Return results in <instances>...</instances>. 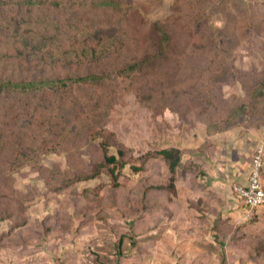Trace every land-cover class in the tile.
<instances>
[{
  "label": "rangeland",
  "instance_id": "rangeland-1",
  "mask_svg": "<svg viewBox=\"0 0 264 264\" xmlns=\"http://www.w3.org/2000/svg\"><path fill=\"white\" fill-rule=\"evenodd\" d=\"M16 1L4 0L2 8L10 12L7 15L16 9ZM88 1L38 0L34 14L45 23L56 19L61 23L72 18L86 20L91 17V12L97 11L96 8H84ZM172 1L131 0V6L146 20L154 21L170 15ZM197 1H182L186 12L193 13L192 5ZM202 1H210L205 21L207 27L215 28V32L218 30L221 35L217 39L222 41L215 42L211 36L210 41L207 35L208 48L204 52L189 50L184 55L174 92L165 88L163 95L158 88L151 90L152 82H145L143 77L121 79L102 74L103 70L111 69L108 67L122 66L135 57L139 47L131 45L120 55L92 64L89 71L101 74L105 79L103 85H76L65 88L62 94L43 88L34 97L0 98L3 145L0 153V214L7 211L16 216L22 210V215L29 218L23 227H13L15 218L0 220V264L15 261L29 264L41 261L44 264V258L48 259L41 253L44 250L56 257L63 245L61 241L66 240V230L83 233L86 206L98 207L88 220L87 227L91 229L108 228L120 233L132 227L142 231L149 225L159 227L157 219L150 223L141 218L136 223L138 219L129 205L140 197L139 186L143 185L144 179L155 183L167 179L166 167L158 158L148 160L138 174L131 171V166L138 165L140 156L148 150L161 149L162 136L176 131L178 125L182 134L186 131L190 134L192 128L205 131L209 123L223 119L238 98L246 97L250 83L257 80L264 84V0H227L223 6L216 0ZM107 2L111 6L105 13H98L95 19L112 25L118 20L116 13L120 12L109 0ZM126 24L128 26L129 22ZM126 30L130 34L133 31L131 28ZM3 58L1 62L7 64H0V75L1 72L15 77H20L22 72L29 74L23 69L25 67H17L12 60ZM54 59L55 63L34 67L32 73L43 77L65 76L85 73L89 69L83 63L69 66L67 57ZM260 89L264 92V85ZM235 123L231 130L255 132L253 137L264 146V124L257 126L256 120L252 123L247 118ZM104 139H109V154H115L119 146L125 147L132 157H136L137 164L129 163L119 172L116 170V184L104 173L94 180L73 182L59 191L62 183L72 180L76 173L94 171L102 159L100 144ZM147 193L158 195L153 191ZM77 197L80 200L74 208L72 198ZM20 206L22 209L18 211ZM195 222L203 229L207 227L204 219ZM23 229L27 231L25 237ZM47 230H51V236H44ZM216 230V239L203 231L183 236L185 250H178V260L184 258L188 264H264V234L258 235L261 231L257 226H248L245 231L227 227ZM233 237L236 240L227 245V240ZM158 238L151 236V240ZM258 239L263 242L257 243ZM127 247L123 256H127ZM61 257L68 264H82L83 248L65 252Z\"/></svg>",
  "mask_w": 264,
  "mask_h": 264
},
{
  "label": "trees",
  "instance_id": "trees-1",
  "mask_svg": "<svg viewBox=\"0 0 264 264\" xmlns=\"http://www.w3.org/2000/svg\"><path fill=\"white\" fill-rule=\"evenodd\" d=\"M107 1L90 0L85 3L84 8H96L97 10L90 13L91 17L89 19L72 18L62 23L56 19L55 22L45 23L40 20L39 15L34 14L35 7L39 4L38 0H17L16 9L12 10L10 15H7L10 12H5L2 8L5 5L4 0H0V53H2L0 64L3 66L7 64L5 61V63L1 62L4 56L3 59L12 60L13 65L20 68L25 67L23 69L28 70L29 73L23 75L22 72L20 77H15L4 75L1 72L0 98L25 95L34 97L36 96L35 93L43 88L62 94L61 92H64L65 88L76 85H103L105 82L104 77L99 73L95 74L92 70L89 71L93 66L92 64L108 59L112 55H120L131 45L139 47L137 55L124 62L122 66L118 65L116 67L114 64L108 67L111 69L103 70L102 74L115 75L121 79L143 77L145 82L146 80L152 82L149 87L151 90L158 88L160 93L165 95V88H167L166 91L170 89L174 92L176 86H178L177 75L182 69V58L189 50L197 53L204 52L208 48L207 40H205L207 35H209L208 40L211 36L215 42L222 41L217 39L221 33L218 30L215 32V28L210 30L205 22L209 15L208 5L210 1L199 0L197 4L195 2L192 5L193 13H188L182 5L184 0H173V7L167 18L148 21L140 12L132 9L131 0H109L113 7L119 10L120 14L116 13L118 20L115 24L106 25L95 18L98 13H105L107 8L111 6ZM215 2L223 6L227 0H216ZM126 21L129 22L128 26ZM114 25L116 29H112ZM250 26L254 27V25ZM127 28L133 30L131 34L126 30ZM55 57H67L68 62H70L69 66L83 63L88 65L89 69L85 73L67 74L65 76L43 77L41 74L32 73L34 67L55 63L53 61ZM58 60L60 61V59ZM259 83L257 80L250 83L246 97L243 100L238 98L237 102L231 104L223 115V119L209 123L205 128V133L210 136L229 131L236 126L235 121H242L244 118L252 123L256 120L257 126L264 124V92L260 89V86L264 84ZM1 135L0 133V153L3 150ZM109 148V139H104L100 144L102 159L94 171L88 170L76 173L72 180H65L58 190L66 189L73 185V182L94 180L104 173L115 183L118 175L115 173L116 170L119 172L129 163L134 164L135 162L137 164L136 157L131 156L129 149L119 146L116 148V153L111 155L108 153ZM184 152L173 147L150 149L140 156L141 160L138 165L131 166V171L138 174L144 170V165L148 160L158 158L164 163L168 171V177L164 182L155 183L150 179H147V181L144 179L143 185L139 186L141 190L140 197H137L129 205V208L134 212L133 215L138 219L136 223L144 217L145 210L152 213L154 211L159 212L160 201L165 198V195H175L174 183L191 166L189 162L182 161ZM149 191H153L158 195L156 197L148 195L147 192ZM149 198L153 202L146 206V199L149 200ZM79 200L78 197L77 199L72 198L71 206L75 208ZM97 208L95 206L85 207L83 226L87 227L88 220L93 217ZM20 209H22L21 206L18 211ZM14 214L7 211L4 214L1 213L0 220L15 218L13 227H23L29 218L22 215V210H20L19 215L15 216ZM143 220L146 222L145 219ZM217 227L215 226L214 229L216 230ZM87 228L91 229V227ZM108 230L114 236H117L116 241L114 240L111 245L116 251V260H122L125 257L123 256L125 246L127 247L125 242L129 243V241H132L130 238L135 237L136 227L128 229L132 232L119 233L114 229ZM54 231L60 232L59 229ZM69 231L66 230V233ZM50 233L51 230H47L44 236ZM26 234V229H23L22 235L25 237ZM108 238L110 241L111 238ZM214 238L216 239L215 236ZM234 240H236L234 237L228 239L227 245H231ZM259 242L263 241L258 239L257 243ZM228 250L230 251V249Z\"/></svg>",
  "mask_w": 264,
  "mask_h": 264
},
{
  "label": "crops",
  "instance_id": "crops-1",
  "mask_svg": "<svg viewBox=\"0 0 264 264\" xmlns=\"http://www.w3.org/2000/svg\"><path fill=\"white\" fill-rule=\"evenodd\" d=\"M178 127L167 137L165 134L162 136V148L185 151L182 161L189 162L191 166L174 183L175 195H165L160 201L159 212L144 211L143 219L150 223L158 219L159 227L149 225L143 231L136 230L135 237L130 238L132 241L127 245V256L119 261L111 245L117 236L108 229L83 227V233L69 231L65 233V241L59 240L63 245L56 257L52 252H41L48 258H44V264H68L61 255L76 251L78 247L83 248L82 264H188L184 258L182 261L177 258L178 250H185L183 236L201 231L214 236L217 225L218 228H238L241 231L254 225L261 231L258 235L264 234V208H248L232 194L233 185L246 184L252 156L256 147L261 145L253 137L255 132L236 129L208 136L200 128H192L190 134L188 131L182 134ZM261 182L264 188V158ZM152 202V199H146L145 205ZM202 219L207 222L204 229L195 222ZM59 235L57 237H63ZM155 235L159 238L151 240ZM59 241L55 243L59 244ZM6 264L29 263L15 261ZM36 264L42 263L36 261Z\"/></svg>",
  "mask_w": 264,
  "mask_h": 264
},
{
  "label": "built area",
  "instance_id": "built-area-1",
  "mask_svg": "<svg viewBox=\"0 0 264 264\" xmlns=\"http://www.w3.org/2000/svg\"><path fill=\"white\" fill-rule=\"evenodd\" d=\"M264 149L257 146L251 159V166L247 182L244 185H233L234 198L241 201L248 208H264V189L261 182Z\"/></svg>",
  "mask_w": 264,
  "mask_h": 264
}]
</instances>
